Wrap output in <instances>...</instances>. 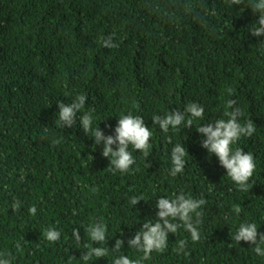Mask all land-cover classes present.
Instances as JSON below:
<instances>
[{
    "label": "trees",
    "instance_id": "1",
    "mask_svg": "<svg viewBox=\"0 0 264 264\" xmlns=\"http://www.w3.org/2000/svg\"><path fill=\"white\" fill-rule=\"evenodd\" d=\"M257 19L247 3L230 0H0V253L12 264L140 260L128 241L144 222H157L159 198L182 193L206 201L200 240L181 226L163 253L142 264H264L254 246L232 239L246 222L264 233V36L249 32ZM108 36L116 47H103ZM80 95L87 99L78 116L90 112L92 127L106 136L115 135L119 118L142 117L153 133L150 156L130 146L135 163L113 174L90 133L58 124V103ZM229 101L244 113L241 123L256 125L232 145L254 156L250 190L231 180L196 131L227 120ZM190 103L204 108L193 127L165 134L153 124V115ZM176 144L188 152L183 173L173 177ZM96 222L107 226L108 244L91 241L87 229ZM49 228L61 233L59 241L46 240ZM116 239L124 241L119 252L111 248ZM182 240L188 255L174 251ZM85 245L109 253L84 261Z\"/></svg>",
    "mask_w": 264,
    "mask_h": 264
},
{
    "label": "clouds",
    "instance_id": "2",
    "mask_svg": "<svg viewBox=\"0 0 264 264\" xmlns=\"http://www.w3.org/2000/svg\"><path fill=\"white\" fill-rule=\"evenodd\" d=\"M247 3L253 14H258L256 26L249 30L252 36H264V0H230V5H244ZM103 47L113 48L116 44L113 42L112 36H108L102 41ZM87 97L84 95L77 96L71 103L59 102L58 124L62 128H74L79 124L83 132L91 134L94 137L95 146L102 144L103 157L108 158L109 164L112 166L110 171L115 174L128 173L135 163V158L129 148L139 151L145 158L151 154L152 144L150 139L153 135L152 131L146 126L145 121L140 116L131 114L125 115L118 119L115 127V135H105L100 127L93 128V117L91 113L79 115L78 113L84 108ZM229 107H232L230 113H226L229 117L227 120L218 119L213 123L203 124L196 127V131L201 135V146L207 150L208 154L215 155L220 165L226 170L227 175L241 189L250 190L249 180L253 176L256 168L254 156L250 152H245L241 148L233 150L232 145L241 139V137H251L256 130V125L252 119H247L241 123V117L244 113L239 107H233L235 101H229ZM204 108L197 103H190L182 112L174 110L166 116L153 115V124L167 134L170 129L180 131L183 128L193 127V120H203ZM106 127H111L107 125ZM88 136V135H87ZM171 143V137H167ZM188 152V151H187ZM186 149L180 144L173 146L171 150V159L173 167L170 170V175L175 177L177 174H182L186 164ZM141 198H133L132 205H136ZM206 201L201 199H193L186 197L184 194H179L175 199L161 197L156 203L159 211L156 213L157 222H144L142 227L136 232L135 237L128 241L129 248H133L138 252H142L143 256L140 260H132L125 255H121L114 259L113 264H142V261L151 258L153 252L163 253L168 246L169 233L175 234L177 230L183 226L191 234L193 242L200 240V232L198 226L202 222L203 213L199 211ZM20 202L15 201L11 208L13 211L18 210ZM240 205L233 206V212L239 215L241 212ZM36 207L29 208L31 215L36 214ZM193 214L196 220L193 222ZM255 223H241L238 230L232 236V239L237 243L244 241L253 247V251L264 256V233H258ZM87 232L92 242L98 245L108 244L107 226L102 222H96L91 225ZM73 238L77 243L81 241L79 229L74 228L72 232ZM44 236L49 242H57L60 239L61 233L54 228H49L45 231ZM124 245L122 239H116L112 248L114 252H119ZM187 246L186 241H180L179 246L174 251L179 254L184 252ZM19 247V245H17ZM88 251L82 255L84 261H88L91 257L103 258L108 255V247H91L85 245ZM0 264H12L11 258H5L4 253H0Z\"/></svg>",
    "mask_w": 264,
    "mask_h": 264
}]
</instances>
